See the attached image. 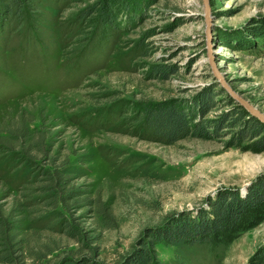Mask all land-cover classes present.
I'll return each mask as SVG.
<instances>
[{
	"label": "rangeland",
	"instance_id": "rangeland-1",
	"mask_svg": "<svg viewBox=\"0 0 264 264\" xmlns=\"http://www.w3.org/2000/svg\"><path fill=\"white\" fill-rule=\"evenodd\" d=\"M207 4L208 17L203 0H0L9 264H128L145 247L148 264H264V204L219 241H151L264 178V150L241 138L254 117L214 74L264 114V0ZM207 94L213 106L193 110L217 125L205 136H151L145 106ZM23 121L50 135L44 152L4 148L6 122ZM56 168L64 185L43 174Z\"/></svg>",
	"mask_w": 264,
	"mask_h": 264
},
{
	"label": "trees",
	"instance_id": "trees-1",
	"mask_svg": "<svg viewBox=\"0 0 264 264\" xmlns=\"http://www.w3.org/2000/svg\"><path fill=\"white\" fill-rule=\"evenodd\" d=\"M110 12V6H107V14ZM109 19L108 22H110ZM212 95L200 97L190 106H179L171 102H158L149 104L143 109V120L145 125L150 131L151 136L156 141L163 142L165 144H172L180 138H184L188 135H196L198 137L205 136L204 133H208V127L214 128L217 125H212L213 121L207 126L203 123L195 122V113L193 110H199L205 114L211 106ZM231 118V117H229ZM250 125L245 129L242 135V140H252L255 151L264 150V125L258 121L255 117L250 120ZM13 127V128H12ZM2 132L6 133L9 137L7 139L10 143L4 146L6 150L13 151L14 142L26 146V149L22 153H28L34 149L39 152H44L45 144H48L49 136L42 130L35 129L31 131L26 122L20 123L19 127L14 129V125L10 122H6ZM37 136V137H36ZM1 137H4L2 135ZM5 138V137H4ZM36 138V139H34ZM34 139V141H33ZM53 173V174H52ZM44 175L50 180L57 177L58 183L64 185L61 180V176L57 171V168L52 172L49 169L44 170ZM264 204V178H260L254 181L244 196H240L239 193H230L223 195L212 206L208 216L201 213L196 219L184 218L183 216L178 220L168 225L159 236L153 237L151 240L153 244L159 241H165L168 243H176L178 241H185L189 243H195L198 241H219L232 229H237L243 225L245 220H249V223L244 227L250 228L257 224L261 217L259 216L261 207ZM3 205L0 203V262L9 264V251L13 250V247L18 244V241H13L16 232L15 226L10 219V215L3 209ZM154 246V245H153ZM150 249H143L138 253L133 260L128 264H148L150 260Z\"/></svg>",
	"mask_w": 264,
	"mask_h": 264
},
{
	"label": "water",
	"instance_id": "water-1",
	"mask_svg": "<svg viewBox=\"0 0 264 264\" xmlns=\"http://www.w3.org/2000/svg\"><path fill=\"white\" fill-rule=\"evenodd\" d=\"M204 2V11H205V15L206 17H208V4H207V0H203ZM214 74L217 76V78H219L225 88V90L227 91V93L233 98V100L240 104L242 107H244L251 116L255 117L258 121H260L263 125H264V114L259 111L257 108L253 107L252 105L249 104V102L245 99H243L242 97L238 96L236 93H234L224 82L223 79L221 77V75L214 69Z\"/></svg>",
	"mask_w": 264,
	"mask_h": 264
}]
</instances>
